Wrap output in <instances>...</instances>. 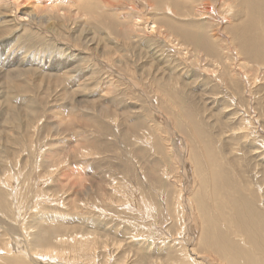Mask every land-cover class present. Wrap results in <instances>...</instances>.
Segmentation results:
<instances>
[{
	"label": "rangeland",
	"instance_id": "obj_1",
	"mask_svg": "<svg viewBox=\"0 0 264 264\" xmlns=\"http://www.w3.org/2000/svg\"><path fill=\"white\" fill-rule=\"evenodd\" d=\"M70 1L48 24L87 54L75 62L79 74L49 76L28 62L0 72V264L23 259L18 246L35 264L38 225L96 233L89 258L63 254L74 264H174L184 245L212 264H264L239 229L241 217L246 227L264 222V20L238 0H207L209 18L190 16L197 12L180 0L79 11L82 1ZM19 37L23 53L48 52L57 63L47 36L26 29Z\"/></svg>",
	"mask_w": 264,
	"mask_h": 264
},
{
	"label": "bare ground",
	"instance_id": "obj_2",
	"mask_svg": "<svg viewBox=\"0 0 264 264\" xmlns=\"http://www.w3.org/2000/svg\"><path fill=\"white\" fill-rule=\"evenodd\" d=\"M32 1H33V3L36 2V7H33V10H31L30 12H25V11H22L21 8L16 6L15 1H12V0H0V22H1V24H3V23L7 24L4 28H2L0 30V60L1 59L3 60L2 63H0V65H1V67H5V68H1L0 67V72H2L1 70H4L8 74H14V73L17 74V73H19L20 70H24L26 68V67H24V65H25V63L28 62L29 65H32L34 68L36 67V69L39 68V70L40 69L44 70V68L45 69L48 68L49 72H47V73L49 74V76L54 75V76H57V77H61L60 75L66 74V73H69V72L70 73H72V72H76L77 73V70L79 69V63L76 64L75 62H77V60H78V62H80L79 60H81V63H82V60H85V58H87V54H85L86 55L85 57L84 56L80 57V54L82 55L84 53H81L79 48H77V47H75L73 45L71 46L69 44V42H67L63 38V35H62L61 31L54 30L53 24H51V23L48 24V22L52 18H55L56 16L57 17L60 16L61 13H59V12L63 11V7H65V5L70 0H31V2ZM79 1H82V2L81 3L80 2L77 3V10L78 11L81 10V9H85V5H86V7H88V6H91V5H93L94 3H97V2L100 3V5L102 7H105V8H109V5H111L110 0H79ZM134 1L135 0H133V2ZM180 1H181V5H185V4L190 5V8H192V10H194V12H197V14H193V15H190V16H192V17H201V18H209L210 17V15H208V13H211L212 9L210 10V8H212L213 6L210 4L209 1L202 0L203 2H200L201 3V5L199 7L200 9H197V7L195 6V4H197L198 0H180ZM238 1L241 4H243L244 6L247 7L248 12H256L258 14V18L256 20L254 19V21L258 22V20L260 18L262 20H264V1H261V2H257V1L253 2L252 0H238ZM70 2H74V0H71ZM222 2H224V4L226 5L227 4L226 2H228V1L224 0ZM162 3H165V2H162ZM133 4H136V6H138V1L136 0L135 3H133ZM192 4H194L195 7L192 6ZM141 5H143V2H141ZM171 7H172V5L170 6V5H168L166 3V7H164V9L166 10V12L169 13V12L172 11ZM217 7H219V6H217ZM131 8L133 9L134 7L131 5ZM216 8H215V10H216ZM226 9H228V7ZM228 11H230V10H228ZM224 12H227V11H224ZM224 14L225 13H223L222 15L224 16ZM212 17H213V15H212ZM220 18L223 19L222 16ZM141 19L143 20L142 16L140 17V19H138L139 20L138 22H140ZM252 22L253 21L251 20V17H250L249 24L246 25L247 27L243 30L244 33H245V31L251 30ZM43 23L48 24V25H45ZM144 23H146V22L144 21ZM254 24L256 25L255 22H254ZM136 25H137L136 22L133 23V27H137ZM144 27H145V29L147 28L146 24H145ZM262 28H264V23L261 25V29ZM26 29L34 30V32H37V33H42L45 36H47L50 40H52V41H54L56 43V46L54 48H56V51H58L57 52V54H58L57 55V63L54 62V60H56V55L49 54L48 52L47 53L45 52L43 54L39 53L41 56L39 55V57L36 56L35 58H34V55L28 54L27 51L25 53H23V50H21L22 48L19 45L22 42L20 41L21 43H19L18 39L20 38L19 37L20 36V31L22 32L23 30H26ZM217 30H219V29H217ZM234 35H235V33H234ZM235 37L237 38V36H235ZM34 40H36V39H34ZM230 40H231V38H230ZM85 41H86V43H88L89 40L87 39ZM222 41H223V39H222ZM16 42H18V43H16ZM90 43H91V41H90ZM90 43H88L87 46L93 45V44H90ZM229 44H231V43L229 42ZM25 50H27V49H25ZM252 50H253V47H252ZM82 51H84V50H82ZM92 51H94V50H92L91 48L89 50H87V52H90V53ZM50 52H52V51H50ZM55 54H56V52H55ZM64 54H66V55H64ZM59 60H62V61H59ZM47 61H48V63L50 62L51 64L47 65ZM101 61L103 62L104 60H101ZM101 61H100V59L97 60V61L95 59L96 63L97 62L101 63ZM105 63H106V61H105ZM69 64H71L70 67L68 66ZM63 68H65V70L61 71ZM108 68H109L108 70L110 72L114 71V69L112 67H110L109 65H108ZM27 69L34 70L31 67H28ZM51 70H53L54 72H51ZM41 73H43V72H41ZM53 73H56V74H53ZM78 74L79 73H77L76 76ZM54 76H52V77H54ZM78 152H81V151L78 150ZM58 167H57V169H58ZM52 169H54V167ZM44 170H48V169H44ZM49 172L53 173V171H50V170H49ZM6 181L8 182V179H6L5 182ZM5 182H2V184H5ZM8 186H9V184H8ZM182 190H184V189H182ZM123 192H125V191H123ZM123 192H121V193H123ZM181 192H183V191H181ZM50 197H52V196H50ZM36 198H38V196ZM125 198L128 199V197H125ZM186 198H187V195H185V193H181L180 194L181 203L184 204L183 206L185 208H188L189 207L188 203L185 201ZM56 200L58 201L59 199H56ZM138 200H140V199H138ZM41 201L43 202L42 197H41ZM45 201H46V199H44V202ZM37 204L38 203H37V200H36L33 206L36 207ZM133 204H134V202H133ZM21 205L22 204L20 203L19 206H16V208L18 207L19 212L21 211V207H20ZM148 207H149V205H148ZM123 208L126 209L127 206H126V208L125 207H123ZM145 208L147 210L149 209V208H147V206ZM137 209H135V210H137ZM140 210H141V208H140ZM130 212H132V210H130ZM137 213H138V211H137ZM139 214H141V212H139ZM105 215H107V214H105ZM241 218H242L243 223L245 225H243L239 229H243L245 231V228H246L249 245L253 248V250L255 252H257L258 254L263 256L264 255V238H262L263 236L260 235V234L264 233V222L259 220L258 217L256 219L253 218L252 219L253 222H251V224H250L251 228H250V226L246 227L249 224V222H250L249 221L250 218H248V217H241ZM216 221L218 223L219 220L214 219L213 223L215 224ZM129 222H131V221H129ZM51 224H53V222L50 223L48 225V227L51 226ZM254 224H255L256 227H254ZM37 227H38L36 229L37 230V232H36L37 236L31 242H33L34 244H38V245H36V249H34L33 251H30L31 255L29 256V259H31L35 264H74V263H72V261L70 263V261L64 260L63 254L70 253L73 257H77V258L85 257V259H86V258H89L90 252H92L95 249V247L99 246V244H98V236L96 235V233L87 232L86 233L87 235L86 234H77V233L69 232L66 227H64V229H62V226H55V225H52L50 229H48V228L46 229L45 226L40 227V225H38ZM58 228H60V230ZM151 228H149V229H151ZM143 234L145 235V233H143ZM134 237H132V238H134ZM173 239H176V238H173ZM191 240L193 242L192 243L193 245H196L197 242H200L199 241V236L197 237L196 235H192V234H191ZM10 243H11L10 246H9V242H8V245H6L4 247L7 250V252H12L13 248L16 247V244H13L12 242H10ZM189 243H191V242H189ZM186 245H188V244H186ZM43 246H48L49 249H43L42 248ZM184 246H183L182 252L180 250L181 255H177V256H179L178 258L174 257L176 259L174 261L175 262L174 264H188L187 261L190 262L189 264H191V263L192 264H212L213 263V262L211 263V261L213 260L211 255L209 256L207 254L197 253L195 251V249H194L195 247L193 249H191V248L187 249V248H184ZM20 247L21 246H18L17 249H18L19 255L22 256L23 259L19 258L16 255H13V257L9 258V261L12 264H30V263H28L25 260V258L27 257L28 252L25 251L24 249H21ZM38 247H40V248H38ZM0 250H1V248H0ZM2 253H5V252L2 251ZM12 253H14V252H12ZM208 260L210 261V263L208 262ZM31 264H33V263H31ZM233 264H235V263H233ZM245 264H255V263H252V261L249 259V263L246 262Z\"/></svg>",
	"mask_w": 264,
	"mask_h": 264
}]
</instances>
